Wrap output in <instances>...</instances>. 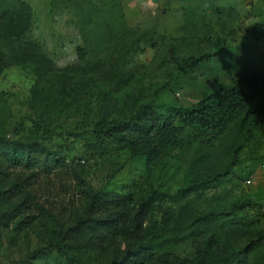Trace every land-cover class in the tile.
<instances>
[{
	"label": "rangeland",
	"instance_id": "rangeland-1",
	"mask_svg": "<svg viewBox=\"0 0 264 264\" xmlns=\"http://www.w3.org/2000/svg\"><path fill=\"white\" fill-rule=\"evenodd\" d=\"M17 1L0 0V137L35 144L39 165L2 167L0 264H68L50 242L61 213L79 208V186L129 194L132 215L156 191L141 227L160 264H190L203 248L212 260L243 249L226 264H264V236L254 244L264 231V128L235 156L225 155L226 133L196 159L194 145L130 158L91 133L140 105L165 113L250 70L264 75V0H23L31 23L14 38L3 13ZM200 55L209 59L185 64ZM91 83L99 96L84 114ZM196 171L213 180L187 190ZM76 242L63 249L83 264L125 249L118 235Z\"/></svg>",
	"mask_w": 264,
	"mask_h": 264
},
{
	"label": "trees",
	"instance_id": "trees-1",
	"mask_svg": "<svg viewBox=\"0 0 264 264\" xmlns=\"http://www.w3.org/2000/svg\"><path fill=\"white\" fill-rule=\"evenodd\" d=\"M32 11L23 0L3 13L4 30L8 36L18 38L31 23ZM209 59L208 55L189 58L185 64L196 66ZM8 62L0 53V73ZM98 86L90 85V94L83 112L87 114L96 104ZM264 128V75L250 70L241 75L231 87L219 86L207 92L189 107L171 106L162 113L151 105H140L126 120L108 121L95 125L92 134L109 140L119 148H126L129 157L151 158L163 149H178L194 145L195 159L210 149L215 141L228 133L225 155L235 156L247 139L257 137ZM61 129H59L60 131ZM35 144H20L0 137V177H4L3 166H20L26 170L39 165ZM197 155V156H196ZM31 176V175H30ZM213 177L196 171L188 180L187 190L206 185ZM81 203L59 216L61 233L53 236L51 247L68 264H83L78 256L68 255L63 246L76 247V239L85 233L118 235L125 243L121 257L112 256L106 264H160L158 255L152 251L149 238L143 239L141 223L144 213L159 194L152 191L144 203L143 210L130 212L129 194L106 193L100 188L78 187ZM264 236L257 233L254 244ZM90 246L97 245L90 241ZM245 250V249H244ZM243 249L232 250L217 260L207 255L206 248L198 251L190 264H226ZM159 258V259H157ZM170 264H182L175 258Z\"/></svg>",
	"mask_w": 264,
	"mask_h": 264
},
{
	"label": "built area",
	"instance_id": "built-area-1",
	"mask_svg": "<svg viewBox=\"0 0 264 264\" xmlns=\"http://www.w3.org/2000/svg\"><path fill=\"white\" fill-rule=\"evenodd\" d=\"M244 182H245V183H248V182H249V179H248V178H245V179H244Z\"/></svg>",
	"mask_w": 264,
	"mask_h": 264
}]
</instances>
